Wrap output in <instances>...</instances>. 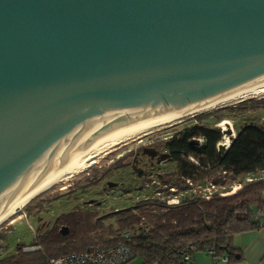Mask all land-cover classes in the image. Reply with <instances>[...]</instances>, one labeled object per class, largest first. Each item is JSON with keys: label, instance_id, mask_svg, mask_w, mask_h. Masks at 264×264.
<instances>
[{"label": "water", "instance_id": "obj_1", "mask_svg": "<svg viewBox=\"0 0 264 264\" xmlns=\"http://www.w3.org/2000/svg\"><path fill=\"white\" fill-rule=\"evenodd\" d=\"M261 85L264 0H0V211L41 164L97 145L90 130L101 143Z\"/></svg>", "mask_w": 264, "mask_h": 264}, {"label": "trees", "instance_id": "obj_2", "mask_svg": "<svg viewBox=\"0 0 264 264\" xmlns=\"http://www.w3.org/2000/svg\"><path fill=\"white\" fill-rule=\"evenodd\" d=\"M261 100L264 96L243 98L195 113V122L165 137L162 150L143 146L159 158L167 155L175 161L174 169L158 175V192L170 195L175 193L171 186L189 188L187 178L195 184L211 181L222 187L240 183L234 191L215 190L209 197L199 193L180 196L173 203L156 196L143 197L102 214L97 209L81 207L63 211L32 241L41 248L24 250L25 242H18L14 251L0 254V264H38L45 254L56 256L92 243L109 245L122 239V229L130 231L125 241L132 257H140L138 264H189L194 250L211 248L215 254L227 252L228 260L237 258L233 235L259 226L254 211L257 205L264 207V176L242 178L264 169V123L246 119L237 124L223 151L219 145L224 130L217 121L228 117L223 110H244L247 101L254 108ZM209 114L214 117L212 122L199 121ZM104 217H111L112 221L107 223ZM60 225L68 226V230L63 232ZM185 253L189 254L187 259L183 257Z\"/></svg>", "mask_w": 264, "mask_h": 264}, {"label": "rangeland", "instance_id": "obj_3", "mask_svg": "<svg viewBox=\"0 0 264 264\" xmlns=\"http://www.w3.org/2000/svg\"><path fill=\"white\" fill-rule=\"evenodd\" d=\"M261 96H264V93L248 95L226 104L249 97L258 99ZM251 103L247 101V108L244 110L239 108L233 111L223 110L228 117L221 122L217 121L224 130L220 143H224L228 136L230 139L236 125L243 120L253 119L264 123V100L257 101V106L254 108L249 107ZM213 108L199 112H206ZM193 115L155 127L140 136L116 145L107 152L108 155L104 154L97 163L83 172L77 173L72 176L73 178L70 177L63 184L55 185L38 194L24 205L18 214L16 213L5 221V224L0 225V254L14 251L18 242L30 243L35 240L37 234L51 226L56 215L63 211L68 212L81 207L97 209L98 213L102 214L113 208L132 204L143 197L156 196L166 199L168 197L166 193L157 191V178L160 173L174 169L175 161L167 155L159 158L156 152H151L143 146L153 145L156 151L162 150L165 137L184 125L195 122L196 118ZM213 119V115L209 114L200 118L199 121L210 123ZM242 178L246 180V177L242 176ZM190 185L189 188L180 190L175 187L172 190L175 193L170 194L171 197L199 193V186L194 180ZM237 187V183H234L224 187L218 186V189L228 188L227 192H231ZM263 211L264 207L262 213ZM104 220L108 223L112 221V218L104 217ZM138 262L140 257L136 255L126 263L137 264Z\"/></svg>", "mask_w": 264, "mask_h": 264}, {"label": "bare ground", "instance_id": "obj_4", "mask_svg": "<svg viewBox=\"0 0 264 264\" xmlns=\"http://www.w3.org/2000/svg\"><path fill=\"white\" fill-rule=\"evenodd\" d=\"M260 93L261 94L264 93V85H261L255 89H253V90H250V91L238 94L236 96L230 97L228 99L217 101V102H214L211 104H208V101L206 98L205 101H206L207 105L196 109L194 104H193L192 107L194 108V110L182 113L180 115H176L175 111L172 110L173 114L175 115L174 117H171V118L159 121V122H157L156 119L154 118V116L151 115V117L153 118L155 123L143 128L141 130H138L135 123L132 121V124L137 131L134 133H131L127 136H123V137H119L117 132L115 131V129L112 127V130L114 131L117 138L109 139V140L103 141L101 143L98 142L97 138L95 137L93 132L90 130V133L92 134L93 138L97 142V145L91 147L90 149H88L82 153H80V151H78L79 155H77L76 157H74L73 159L68 161L67 163H64V161L62 160L60 155L57 154V156L59 157V159L63 165L59 169H57L51 176L48 175V173L46 172V170L44 169V167L41 164L40 167L42 168V170L44 171V173L46 174V176L48 178L46 180H44L43 182H41L40 184H38L37 186H35L34 188H32V186L30 185L27 178H25V181L27 180L26 182L29 185L31 190H29L27 193H25L19 199L16 200V198L14 197L12 192L10 190L8 191L15 202L12 203L9 206V208L7 209V211L4 212L3 214L0 211V215H1L0 216V225H2V223H4L8 219H10L14 215H16V213L18 214L19 210L24 205H26L28 202H30L34 197H36L41 192L48 190V189L54 187L55 185L63 184V182H65L70 177L76 175L77 173H80L81 171L83 172L84 170H86L87 168L92 166L93 164L97 163L104 154L108 155L107 152L111 148L115 147L116 145H118L124 141H127L129 139H133L137 136H140L143 133H145V132H147V131L155 128V127H159V126H162L165 124H169L171 122L173 123L176 120L182 119V118L189 116V115H192V114H195L199 111L207 110V109L216 107V106L224 104V103L226 104L227 102L234 101V100H237L239 98H242V97H245L248 95L260 94ZM147 111H149V110H147ZM125 112H126L127 116L130 117L129 113L127 111H125ZM120 147H121V145H120Z\"/></svg>", "mask_w": 264, "mask_h": 264}, {"label": "built area", "instance_id": "obj_5", "mask_svg": "<svg viewBox=\"0 0 264 264\" xmlns=\"http://www.w3.org/2000/svg\"><path fill=\"white\" fill-rule=\"evenodd\" d=\"M234 134V131H232ZM229 141V136L227 137ZM223 144L227 145L226 142ZM264 176V169L257 171V173H250L246 175V179H252L255 176ZM189 184L193 183V180L190 178L186 179ZM199 186V194L205 197H209L211 193L215 190H218L220 193H225L228 190L218 189V186L211 181H204L197 184ZM238 186L240 183L237 184ZM203 191H202V189ZM171 189H175L174 186H171ZM166 201L168 203L178 202L179 196L171 197L167 195ZM174 200V201H173ZM262 206L257 205L254 215L259 220V226L264 223V211L262 213ZM122 239L118 240L109 245H103L99 243H92L87 248L80 250H71L68 252L61 253L56 256H51L45 254L41 262L38 264H122L130 259L133 255V252L129 245L126 243V239L130 236V231L128 229H122L120 231ZM41 248L39 243H25L23 245L24 250H33ZM213 255L215 254V249H209ZM189 256L188 253H185L183 257L187 259ZM224 259H228L226 255H222Z\"/></svg>", "mask_w": 264, "mask_h": 264}, {"label": "crops", "instance_id": "obj_6", "mask_svg": "<svg viewBox=\"0 0 264 264\" xmlns=\"http://www.w3.org/2000/svg\"><path fill=\"white\" fill-rule=\"evenodd\" d=\"M232 244L237 249V258L226 260L222 255L227 256V252L213 255L208 249H196L189 264H264V223L235 233ZM126 262L122 264H128Z\"/></svg>", "mask_w": 264, "mask_h": 264}]
</instances>
